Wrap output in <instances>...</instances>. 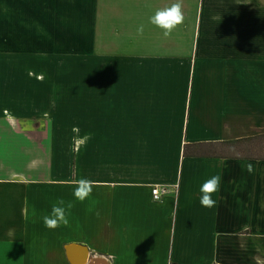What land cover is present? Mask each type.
<instances>
[{"label": "crops", "instance_id": "0c3cea01", "mask_svg": "<svg viewBox=\"0 0 264 264\" xmlns=\"http://www.w3.org/2000/svg\"><path fill=\"white\" fill-rule=\"evenodd\" d=\"M175 2L0 0V264H264V159L233 157L264 142V0H182L165 36L150 17Z\"/></svg>", "mask_w": 264, "mask_h": 264}, {"label": "clouds", "instance_id": "9594fccd", "mask_svg": "<svg viewBox=\"0 0 264 264\" xmlns=\"http://www.w3.org/2000/svg\"><path fill=\"white\" fill-rule=\"evenodd\" d=\"M184 14L182 11V0H176L170 6L158 9L153 16L150 17V22L164 30V35H169L178 25L184 22ZM137 34H143V26L137 28ZM248 171H252V166H247ZM222 182V176L219 174L212 175L210 178L203 181L199 187V202L205 208H213L217 204L214 199V194L219 192ZM97 186L96 182L88 178H80L75 180L73 188V196L76 200L83 202L93 192ZM71 202H65L64 199H58L51 206V211L42 216L43 224L48 229H56L69 224L70 210L73 208Z\"/></svg>", "mask_w": 264, "mask_h": 264}, {"label": "trees", "instance_id": "16d2710c", "mask_svg": "<svg viewBox=\"0 0 264 264\" xmlns=\"http://www.w3.org/2000/svg\"><path fill=\"white\" fill-rule=\"evenodd\" d=\"M261 137L250 139L247 142L239 141V148L236 149L233 157L264 159V142H261ZM217 150L212 144H187L183 147V155L185 156H210L213 155H228L223 153L224 150ZM231 152V151H230ZM234 152V151H233Z\"/></svg>", "mask_w": 264, "mask_h": 264}, {"label": "rangeland", "instance_id": "374dc122", "mask_svg": "<svg viewBox=\"0 0 264 264\" xmlns=\"http://www.w3.org/2000/svg\"><path fill=\"white\" fill-rule=\"evenodd\" d=\"M7 33V37H11L12 38V42H13V46H9L7 49H18L20 51H28L31 49V45H30V35H26L24 34V32L22 31H13V30H9ZM0 35H1V31H0ZM18 35V36H17ZM18 38V40L16 41V39ZM10 41V38H8ZM25 53V52H24Z\"/></svg>", "mask_w": 264, "mask_h": 264}, {"label": "built area", "instance_id": "2783aa9c", "mask_svg": "<svg viewBox=\"0 0 264 264\" xmlns=\"http://www.w3.org/2000/svg\"><path fill=\"white\" fill-rule=\"evenodd\" d=\"M167 192V190L163 187L160 186H153L151 188V195H152V199L155 201H158L162 198V196ZM212 264H221L218 261L213 262Z\"/></svg>", "mask_w": 264, "mask_h": 264}, {"label": "bare ground", "instance_id": "6f19581e", "mask_svg": "<svg viewBox=\"0 0 264 264\" xmlns=\"http://www.w3.org/2000/svg\"><path fill=\"white\" fill-rule=\"evenodd\" d=\"M68 251V250H67ZM89 264H92V262H90ZM98 264V263H97Z\"/></svg>", "mask_w": 264, "mask_h": 264}]
</instances>
